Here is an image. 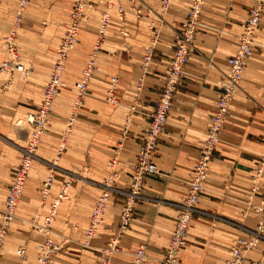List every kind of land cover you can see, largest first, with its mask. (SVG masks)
Masks as SVG:
<instances>
[{
	"label": "crops",
	"instance_id": "0c3cea01",
	"mask_svg": "<svg viewBox=\"0 0 264 264\" xmlns=\"http://www.w3.org/2000/svg\"><path fill=\"white\" fill-rule=\"evenodd\" d=\"M109 1L86 0V11L89 8L91 11L89 28H83L66 61L63 78L69 84L78 79L99 38L104 11L109 12L110 23L100 36L87 92L67 137L50 193L42 202L40 186L47 170L29 172L17 217L3 241L0 264H34L36 246L45 239L37 225L42 223L54 198L63 190L68 198L58 206L52 223V237L61 248L51 257V264H97L100 249L118 229L124 191L130 181L127 166L136 159L143 130L150 122V113L173 55L174 32L184 21L192 0H170L165 10L161 8L162 0H135L153 10L141 19L133 13L132 0H112V4ZM116 1L122 5L121 14ZM17 3L18 0L0 3V59L10 58L2 38L11 25ZM253 3L254 0L205 1L184 77L155 151L154 158L161 174L145 180L135 202V218L121 236L119 250L110 255L109 264H130L141 245H144L143 264H160L199 156L209 117L215 109L220 90L216 83L228 70L227 58L238 48L239 36ZM71 9V0H30L22 15L16 40L24 59L21 62L29 70L30 77H13L0 101V215L26 137L17 133L14 123L35 112L41 102L46 77L62 38L61 27ZM154 31L158 32V39L150 66L143 72L144 46L150 42ZM114 75L119 79L116 106L106 101ZM142 76L143 86L138 89L137 83ZM60 91L61 88L51 110L50 125L38 146L47 159L57 147L73 101L72 92ZM114 152H119L125 163L118 168L119 179L114 183L96 234L85 246L84 228L102 191L101 184L109 175L107 161ZM263 153L264 9L252 53L213 152L187 241L180 250L179 264H224L233 242L250 236V231L256 227L258 213L249 205L248 194L252 188L253 169ZM43 166L47 169L48 163ZM261 196V190L256 192L252 203L258 204ZM19 247H25V259L17 255ZM256 259H264V239L246 254L247 264Z\"/></svg>",
	"mask_w": 264,
	"mask_h": 264
},
{
	"label": "built area",
	"instance_id": "2783aa9c",
	"mask_svg": "<svg viewBox=\"0 0 264 264\" xmlns=\"http://www.w3.org/2000/svg\"><path fill=\"white\" fill-rule=\"evenodd\" d=\"M30 0H18L14 13L12 28L4 36V41L10 58L0 62V72L14 70L19 72L23 78L29 76V70L24 66L20 59V53L15 43L16 29L20 26L22 15L25 12ZM206 0H192L184 21L180 28L174 32V51L170 63L166 68L161 90L153 111L150 113V122L143 130L142 143L138 149L136 159L130 168V181L127 190L124 191L125 202L121 207L119 214V226L117 231L107 241L106 245L99 251V261L97 264H109L111 254L119 250V240L127 231L135 218V201L141 195V190L145 180L149 177H155L161 174L154 155L158 147L160 134L165 129L168 114L172 105L176 91L182 83L185 66L187 65L190 52L195 39L198 27L200 25V15ZM2 0H0V3ZM72 9L65 23V29L57 50V57L53 63L52 70L46 80L42 92L41 102L35 112L29 113L26 122L30 125L27 145L19 166L16 168L10 186L4 199L0 215V252L7 230L11 223L17 217V206L23 194L28 174L35 158V151L38 148L41 137L49 123V116L52 104L60 90L64 86L63 72L64 62L75 43L78 41V31L82 18L85 16L87 6L86 0H71ZM170 0H162L161 8H168ZM112 4V0L109 1ZM118 12L123 11L119 1L115 3ZM264 9V0H254L252 6L248 9L247 17L244 22L242 32L239 36V45L237 50L227 58L228 70L223 74L217 86L219 93L215 102V109L209 117V124L201 140L199 156L195 161L190 178L186 186V195L180 203V208L176 216L175 226L171 231L168 246L163 254L160 264H179V254L187 241V232L191 223L193 213L197 209L199 197L204 188L208 169L212 160L213 152L217 143L220 141L221 133L225 125L229 112V106L235 96L247 59L252 53L253 42L256 30L261 21ZM132 10L137 19L144 15H150L153 10L145 7L141 3H135L132 0ZM110 23V14L104 11L101 16L99 26V38L97 39L94 50L100 45V36L105 32ZM150 42L144 46L142 57V70L146 72L152 61L155 43L158 39V32L154 31ZM94 56H90L85 67L82 69L78 80L74 83L75 103L67 117V132L73 126L77 116V108L81 105L83 96L87 91L88 81L94 69ZM119 79L113 76L110 79V85L106 95V101L112 105H118L119 100L116 95ZM143 86V76L139 78L137 88ZM62 148V147H61ZM116 153L108 161L110 169L109 175L102 182V191L94 202L91 210L90 219L84 228L85 241L83 244L88 246L90 240L94 237L97 227L100 224L110 193L114 189V183L119 179L120 166H124V161ZM56 162H53V166ZM264 153L260 155V160L253 170L252 188L248 194V203L252 209L258 213V221L255 229L250 231L248 238H238L228 250V258L224 264H247L246 253L256 247L264 239ZM55 178L54 167H52L46 178L40 186L41 201L49 195L51 186ZM262 191L261 200L258 204H253L252 199L256 192ZM68 195L65 190L56 195L49 207V212L43 217L42 223L37 225L39 231L45 235V239L36 246V259L34 264H51V257L61 248V244L54 241L52 235V223L56 216L57 208ZM17 255L21 259L26 258L25 247L16 249ZM144 245H141L134 254L130 264H143ZM248 264H264V259L251 260Z\"/></svg>",
	"mask_w": 264,
	"mask_h": 264
},
{
	"label": "rangeland",
	"instance_id": "374dc122",
	"mask_svg": "<svg viewBox=\"0 0 264 264\" xmlns=\"http://www.w3.org/2000/svg\"><path fill=\"white\" fill-rule=\"evenodd\" d=\"M3 1H6V0H3ZM87 7V6H86ZM85 12H86V14H87V17L86 18H82V20L81 21H83L82 22V26H80L79 27V31H78V41H79V38L81 37V34H82V30H83V28H86V29H88L89 28V23H90V13H91V11H90V8L86 11V9H85ZM14 17V16H13ZM12 21H13V19H12ZM67 22V21H66ZM65 22V23H66ZM65 23H64V25H63V27H61V29H62V36H63V33H64V29H65ZM19 27L20 26H18L17 27V29H16V35H15V43H16V46H17V44H18V42H17V34H18V31H19ZM11 28H12V22H11V25H10V27L8 28V31H7V33L11 30ZM6 33V34H7ZM5 34V35H6ZM95 36V35H94ZM95 39H97L96 38V36H95ZM2 42H3V44L5 45V48L7 49V46H6V43H5V41H4V37L2 38ZM94 40V39H93ZM78 41L75 43V45L72 47V49L70 50V52H69V54H68V56H67V58H66V60H65V62H64V72H65V64H66V61L68 60V58L71 56V54H72V52H73V50L75 49V47H76V45H77V43H78ZM94 42V41H93ZM94 46H95V43L93 44V47H92V52H91V54H90V56H94L95 55V53L99 50V48L97 49V50H94ZM17 48H18V50H19V53H20V48L17 46ZM57 50H58V47H57V49H56V56H55V59H56V57H57ZM8 51V50H7ZM9 53V52H8ZM90 56L87 58V61H88V59L90 58ZM94 58V57H93ZM20 59H21V61H24V59L22 58V54H20ZM3 60H5V59H0V62H2ZM55 61V60H54ZM95 64V63H94ZM52 70V69H51ZM51 72V71H50ZM64 72H63V74H64ZM5 73H7V74H5ZM50 74V73H49ZM49 74L47 75V77H46V80H47V78H48V76H49ZM16 75H19L22 79H25V78H23V76L19 73V72H17V71H14V70H6V71H2V72H0V101H3V97H4V91L9 87V85H10V83H11V80H12V78L13 77H15ZM80 76V75H79ZM114 76H116V75H114ZM7 77H9L8 78V80L7 81H5V79L7 78ZM30 77V76H29ZM29 77H26V78H29ZM79 78V77H78ZM78 80V79H77ZM76 80V81H77ZM63 81H64V86L63 87H61V91L60 92H63V93H70V92H72V97H73V101H72V105H71V108H70V111H69V113H68V115H67V117L69 116V114H70V112H71V110H72V108H73V105H74V103H75V91H74V83H72V84H69L64 78H63ZM75 81V82H76ZM46 83V82H45ZM45 86V85H44ZM87 92V91H86ZM86 94V93H85ZM57 98V97H56ZM56 98H55V100H56ZM55 100H54V102H55ZM54 102H53V104H54ZM2 104V103H1ZM40 104V103H39ZM53 104H52V107H53ZM82 104H83V99H82V102H81V105L77 108V114H78V111H79V109L81 108V106H82ZM39 106V105H38ZM37 106V107H38ZM37 107H36V109H37ZM52 110V109H51ZM51 113H52V111H51ZM51 113H50V116H49V123H48V126L46 127V130L44 131V133H43V135H42V137H41V139L46 135V132H47V129H48V127H49V125H50V121H51ZM0 116H1V113H0ZM28 116V115H27ZM27 116L26 117H24V118H20V119H18L17 121H15V123H14V128H15V130L17 129V133L18 134H22V135H26V137H25V141L21 144V147H20V160H21V158H22V156H23V153H24V149H25V147H26V145H27V140H28V135H29V131H30V125L26 122V118H27ZM67 117H66V120H67ZM77 117V116H76ZM66 120H65V123H64V126H63V128H62V132H61V135H60V137L58 138V143H57V147H56V149H55V151L53 152V155H51V158L50 159H47V157H46V154H44L42 151H40L38 148L36 149V151H35V158H34V160H37V161H33V167H32V169L30 170V173H36V172H38L39 170H41V169H44L45 171L47 170V173H49V171H50V169L52 168V167H54V173L56 172V170H57V168L59 167V165H60V158L62 157V155H63V151L65 150V147H66V145H67V143H66V141H67V137L69 136V134L71 133V131H72V128H73V126L69 129V131L67 132V127H66ZM18 122H20V123H18ZM75 122V121H74ZM74 125V124H73ZM40 142H41V140H40ZM40 142H39V145H40ZM38 145V146H39ZM62 147V148H61ZM115 149L117 150L118 149V147L116 146L115 147ZM116 153H119V152H114L113 153V155H112V157L111 158H113L114 157V155H116ZM119 155V158L122 160V161H124L123 159H122V157H121V154L119 153L118 154ZM110 158V159H111ZM109 159V160H110ZM108 160V161H109ZM108 161H107V167H108V169H109V166H108ZM53 162H56L55 163V165L53 166ZM44 163H48V168L47 169H45L44 168V166H43V164ZM254 170V169H253ZM109 172H110V169H109ZM46 173V174H47ZM56 174V173H55ZM136 202V201H135ZM196 212V211H195ZM194 212V213H195ZM193 213V214H194ZM247 254V253H246Z\"/></svg>",
	"mask_w": 264,
	"mask_h": 264
},
{
	"label": "bare ground",
	"instance_id": "6f19581e",
	"mask_svg": "<svg viewBox=\"0 0 264 264\" xmlns=\"http://www.w3.org/2000/svg\"><path fill=\"white\" fill-rule=\"evenodd\" d=\"M18 207V206H17Z\"/></svg>",
	"mask_w": 264,
	"mask_h": 264
}]
</instances>
